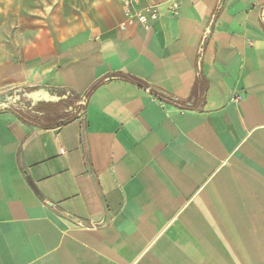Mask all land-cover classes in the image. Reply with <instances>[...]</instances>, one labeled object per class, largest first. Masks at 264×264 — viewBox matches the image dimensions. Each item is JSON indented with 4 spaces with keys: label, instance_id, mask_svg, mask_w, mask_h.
I'll return each instance as SVG.
<instances>
[{
    "label": "crops",
    "instance_id": "crops-1",
    "mask_svg": "<svg viewBox=\"0 0 264 264\" xmlns=\"http://www.w3.org/2000/svg\"><path fill=\"white\" fill-rule=\"evenodd\" d=\"M54 1L0 0V95L104 82L59 128L0 109V264H264V0H157L147 30ZM200 49L195 109L149 93L187 100Z\"/></svg>",
    "mask_w": 264,
    "mask_h": 264
},
{
    "label": "trees",
    "instance_id": "trees-1",
    "mask_svg": "<svg viewBox=\"0 0 264 264\" xmlns=\"http://www.w3.org/2000/svg\"><path fill=\"white\" fill-rule=\"evenodd\" d=\"M202 54V49L198 52L196 58V81L187 100H178L174 97L168 96L164 93L158 92L153 89H149V93L153 95L158 101L170 104L182 110L195 109L200 101V93H202L201 87L199 88V81L201 79L197 63L199 62ZM140 89H148L149 87L133 78L120 76ZM104 82V79L96 81L91 85L88 90L81 96L73 93L67 94L64 91H50V96L55 97L56 101L45 102H33L30 99L21 97L17 101H13V98L17 96L18 92L22 94L29 93L28 90H16L8 92L4 97V107L0 103V109H5L14 114L22 122L35 126L41 129H54L62 127L73 120L84 110L87 105L88 99L92 92ZM201 90V92H200ZM7 98H11L7 100Z\"/></svg>",
    "mask_w": 264,
    "mask_h": 264
},
{
    "label": "built area",
    "instance_id": "built-area-1",
    "mask_svg": "<svg viewBox=\"0 0 264 264\" xmlns=\"http://www.w3.org/2000/svg\"><path fill=\"white\" fill-rule=\"evenodd\" d=\"M122 13L123 21L119 24V28L124 29L126 27L139 25L143 29L147 30L150 23L158 19L160 11L158 9L157 0H118ZM141 2L143 5L141 6ZM180 0H167L166 12L172 16H177L179 12ZM66 149L62 146H57L56 155H66Z\"/></svg>",
    "mask_w": 264,
    "mask_h": 264
},
{
    "label": "rangeland",
    "instance_id": "rangeland-1",
    "mask_svg": "<svg viewBox=\"0 0 264 264\" xmlns=\"http://www.w3.org/2000/svg\"><path fill=\"white\" fill-rule=\"evenodd\" d=\"M80 2L83 3L84 6L87 5V3H85L84 0H70V3L68 1V5L72 6L74 8V10H78V8L76 7V5L78 3H80ZM54 4H56V1L52 0V2H51V8H48L46 2L42 3L41 9L45 12V15L46 14L48 15L50 13V11L52 9V6ZM39 8L40 7H38V9ZM36 13L39 14L40 15V18H41V13H39V10H37ZM27 15L29 17H31V18L37 17L34 14H27ZM81 15H83L84 17L89 16V14H87V15L81 14ZM0 31L2 32V39L1 40L4 43L5 42L8 43L9 40H10V37H11V31H14V30L11 27H8V28H4L3 30H0ZM23 95L24 94H22L21 92H18L17 93V96H19L20 98L23 97ZM3 97H4V95H0V103L4 102ZM245 255L247 256V259H249V260H252L254 258V256H255L253 252H246ZM252 264H254V263H252Z\"/></svg>",
    "mask_w": 264,
    "mask_h": 264
},
{
    "label": "water",
    "instance_id": "water-1",
    "mask_svg": "<svg viewBox=\"0 0 264 264\" xmlns=\"http://www.w3.org/2000/svg\"><path fill=\"white\" fill-rule=\"evenodd\" d=\"M23 97L32 100L33 102H39V101H45V102H51L56 101L57 99L55 97L50 96L47 93H41V92H35V93H27L24 94ZM11 98H7V100H10ZM19 96H15L13 98V101L19 100ZM4 102L1 103L2 107H4Z\"/></svg>",
    "mask_w": 264,
    "mask_h": 264
}]
</instances>
